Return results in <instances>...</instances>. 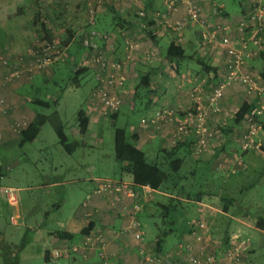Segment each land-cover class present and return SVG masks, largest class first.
Segmentation results:
<instances>
[{
  "label": "crops",
  "instance_id": "crops-1",
  "mask_svg": "<svg viewBox=\"0 0 264 264\" xmlns=\"http://www.w3.org/2000/svg\"><path fill=\"white\" fill-rule=\"evenodd\" d=\"M69 1L71 0H66L65 2L64 0H1V6L6 12H21L22 8L30 5L31 7L29 8L31 13L37 11V14L40 16L44 14L43 16L47 21L44 23V26L42 25V27H45L43 32L44 36L52 39L58 37L57 39L64 42L67 46L68 63L67 65L61 66L68 67L72 74L75 71L74 65L76 62H79L77 66L81 65L87 69L81 77L90 75V78L87 76L85 81L91 79L92 86L89 89V96L86 98L84 107L79 109L83 110L85 115L86 112L88 113L93 110L95 106L94 98H92L94 82L92 80L93 68L91 67L92 55L95 49L90 48L89 50L81 43L85 38L90 39L91 42L96 45V48L103 43L99 36H90L89 33L93 30H96L100 34H108L109 38L116 44V59H118L117 61L121 64L122 72L126 77L125 93L121 95V107L128 106L129 111L133 107L134 88L140 77L148 76L150 78L149 85L152 92L148 93L149 95L147 94L146 106L156 104L159 105L160 108L174 109L179 112L181 117L187 118L188 115L190 116L192 113L195 114L198 108L196 103L189 100V92L194 90L197 86H201L203 89L202 92L206 95V93L225 76V62L227 59L225 50L222 46L220 47L218 43H204L200 36L201 27L196 23L190 24L181 33L168 32L169 34H165L168 42L167 45L175 41L184 49V58L180 62L173 63L165 60L166 48L164 49L161 46V37L152 39L149 36L150 30L146 28L147 19L141 20L138 16V12L144 8V3L148 5L151 0H140L141 3H139V5H121L120 0H106L103 5L97 7V24L95 28L88 26L85 22V0H76L75 3H72L71 5ZM163 1L164 0L152 1V7L146 11V15L149 19H156L157 14L158 16L163 14L164 16L170 15L167 13ZM212 1L213 2L202 3L204 13L208 16L211 15L210 8L213 4L221 6L222 13L218 17H212V20L229 25L227 33L230 36H233L235 41H238V38L242 33L237 30L236 26L241 19L242 14H239V16L228 11L225 7V2L220 0H217L219 3H217L216 0ZM5 4L7 5L4 6ZM182 11V7L180 6L179 10L175 12V16H180ZM15 17L17 19L16 15ZM56 19L60 20V22L56 23ZM10 27L11 25H9V23L0 22L1 45L14 41L15 37L10 33ZM33 32L38 33L37 31ZM222 36H224V33H219L218 39ZM29 37L30 36L25 34L20 35L21 43L26 44ZM32 40H34V38H32ZM190 61H192V63L198 62L200 66H195L194 64L191 65L189 63ZM249 65L252 68L259 70L261 74L264 73V61L261 58L249 61ZM53 68L54 67H49L41 70L29 79V83L17 87L13 92L8 91V93H6L5 90L0 91V95L6 94V96L10 98V100L8 99L7 104L11 108L9 115L2 118L1 131L3 138L0 141V182L5 178V175L8 176L7 174L9 172L19 169L22 165V161H29L27 155L22 152L24 145L22 147L19 146V134L10 129L11 122L24 118L26 121L30 122L37 114L27 108L29 111V114L26 113V115L28 114V118L21 115L22 110L19 109L20 106L18 103L15 104L12 101V96L16 93L20 95L23 91L27 92L26 87L31 88L33 86V80L41 75H46L50 78L53 74ZM261 76L263 77V75ZM79 85L80 82H78L77 86ZM257 100L258 98L256 99L253 96H247L239 84H232L224 90L223 97L220 100V112L217 114H211L207 119V122L210 125L216 127L219 131L221 129L220 137L224 141V144H222L220 149L224 151V153L227 152L226 154L229 157L234 152L239 153V140L243 130L242 124L240 123L242 120L238 124L233 125L232 119L241 105L245 103L250 107H254ZM204 104V101L200 102V105ZM26 106V104L23 105V107ZM88 115V129L84 135L79 134L76 121L70 126V138L73 140V150L71 153H73L79 146L92 148L94 144H99L101 141V137L97 136L98 132H96L93 127L98 126L99 128L101 127L99 130H102L106 123L103 122L105 118L101 120V116L95 112ZM169 129L171 130V126H169ZM223 130H227L228 132ZM237 132H240L239 136L236 135ZM261 133L262 132L258 133L260 141L262 139ZM236 136L237 138H235ZM134 137L135 145L139 149L145 144H151L153 140L158 146L162 145V147H169L168 143L170 141V136L167 134L165 136V132L151 137L149 133L141 131V133L137 132ZM84 138H89L91 140L84 142ZM78 140L83 143L79 144ZM93 140V143H89ZM233 143L236 144L234 147L235 149L230 147ZM217 145L219 146V143H217ZM226 148L230 149L227 151ZM65 152L68 153L67 151ZM249 152L250 153H242L241 158H243L244 155L251 154V152L253 154H259L254 151ZM260 154V157L264 160V153L261 152ZM206 156L216 159L215 154H206L199 159L201 160V164H205L204 161L207 159ZM202 159L205 160L202 161ZM249 162H251V159L250 161H243V169L249 167ZM57 167L58 165H56V167H51L50 170L47 169L49 175L47 172L44 174V169L41 170L39 176L42 181L36 185H1L0 183V215H4L7 223L10 225H15L16 221L11 212L6 211L5 201L6 203L8 202L7 194L33 190L45 191L48 193L47 197L42 201L43 207L41 209L35 208L31 211L28 210L30 218L25 220V222L21 220L23 219L22 216L24 217V209L21 207L20 198L16 199L15 194H13L15 198L14 203L15 205L17 204V206H15L14 215H16L15 217L18 220H21V223L22 225H25L26 230L20 241L24 243L28 236H32L33 240L37 239L40 243V246L36 248L37 253L38 255H41L40 257L44 262H48L44 258L46 251L60 249L69 243L80 244L84 231L89 223L92 230L91 232L93 234L100 233L107 242L106 255L109 257L110 264H142V262L137 259L139 256L133 239L130 236L122 237L119 235L117 237L116 233L120 228L128 224L130 213L134 212L136 218L141 212L150 216L149 207L153 202L154 195L159 193L162 194L161 191L153 190L148 187L149 190H152L149 195V193L146 192V186H131V181L129 179L125 182L129 183L131 189L136 192L137 198L127 197L125 195V190L117 193L111 190L104 195L95 194L94 185L96 184L94 182L97 181L96 179L102 178H97L92 174H89L82 180L90 184L87 187L90 192L85 198L82 196V200H77L76 204L78 206L72 214L67 215L62 221L56 222V228L61 229L59 230L53 228L52 225L49 226V223H51L49 215L60 211L65 199V194L61 192V188L65 185H69L70 181L66 179L68 169L59 166L60 171H58ZM88 167L89 166H85L86 173H88ZM20 170H22V167ZM72 170L75 171L74 168ZM17 176L18 175H15L16 179ZM121 178L122 177H120V179ZM87 196L89 198H87ZM134 203L139 204L140 208L138 211L132 208ZM157 203L158 201H156L155 204ZM8 205L9 204L7 203V206ZM155 207L156 205L152 206V208ZM87 214L90 215L88 218L86 216ZM31 217L33 218L31 219ZM36 217H38L37 220H35ZM18 224L19 223L16 225ZM57 232L71 234L73 236L72 240L68 241L65 238L56 236L55 233ZM2 235V232H0V237H2ZM147 241V246L151 247L152 244L148 238ZM7 255L9 262H14L16 264L19 263V261L15 260L14 256L11 257V254ZM61 260H65L67 264H85V262L89 264H99L97 250L87 251L85 254L80 252ZM55 263L57 264V262Z\"/></svg>",
  "mask_w": 264,
  "mask_h": 264
},
{
  "label": "rangeland",
  "instance_id": "rangeland-1",
  "mask_svg": "<svg viewBox=\"0 0 264 264\" xmlns=\"http://www.w3.org/2000/svg\"><path fill=\"white\" fill-rule=\"evenodd\" d=\"M66 0H64L65 2ZM73 1V2H72ZM76 0H71L70 5L72 3H75ZM83 1V0H82ZM106 0H104L105 2ZM222 2H225V7L228 11L233 12L236 15H241V3L242 0H220ZM103 2V3H104ZM217 3L219 1L216 0ZM67 3V2H66ZM103 3L101 5H103ZM121 5H136L140 2V0H120ZM85 4H87V0H85ZM1 0H0V22H6L11 25L9 28L11 30V34L14 35V41L2 44L0 46V56L4 55L7 57H10L13 59L16 55L20 53H26L29 49L32 48L35 41L37 39H43V32L45 27V22H47L44 18V14L41 16L37 14V11L35 13H31L30 5L25 6L22 8L21 12H6L5 9L1 6ZM5 4L4 6H6ZM9 5V4H8ZM100 5V6H101ZM2 8V9H1ZM142 9V8H140ZM139 9V10H140ZM9 10V9H8ZM143 10V9H142ZM85 12V22L87 24V5L84 7ZM17 16V19L15 17ZM239 15V16H240ZM34 21V22H32ZM60 20L56 19V23H59ZM186 29V28H185ZM184 29V30H185ZM37 31L38 33H35L33 31ZM183 30V31H184ZM27 35L30 36L28 38L27 43L22 44L20 40V35ZM34 38V40H32ZM58 38V37H57ZM55 38L56 41L62 42L59 39ZM161 46L165 49L167 46V38L165 35L161 36ZM113 41L112 39H110ZM34 41V42H33ZM33 42V43H32ZM68 59L62 64H55L52 69L53 74L48 78L46 75H41L33 80V86L26 87L27 92L24 91L19 94H14L12 96V101L20 106L19 109H21V115H24V117L28 118L29 111L28 109H31L37 114L50 116L54 112H57L63 127L64 132L67 134L69 138V143H72L73 140L70 138L71 135V128L70 126L75 123L76 120V114L79 109L84 107L86 98L89 96V89L92 86L90 75H85L79 79L80 85L76 88L74 85L71 84V78H72V72L68 67L61 66V65H67ZM191 65H199L198 62L192 63V61L189 62ZM59 66V67H58ZM200 66V65H199ZM49 67H46L44 69H47ZM42 69V70H44ZM41 71V70H40ZM38 71V72H40ZM3 72V68L0 66V73ZM36 72V73H38ZM35 73V74H36ZM29 83V79L27 78V75H21L18 79L15 81L8 83L6 85H3L0 87V91L5 90L6 93L8 91L13 92L15 89L19 86H23L25 84ZM25 89V87H24ZM143 90H141L142 92ZM193 92L191 90L190 93ZM147 94L145 93L142 96V99H138L134 102V107L129 111L128 106L121 107L118 118L115 124V127L117 128H125L128 130V132L134 135L138 133H141L140 127V119L146 116H150L154 111L158 110L160 108L159 105L151 104L150 106H146V98ZM8 95V94H7ZM149 95V94H148ZM188 95V96H189ZM3 98H5L6 101L10 98L6 96V94H1ZM37 97L41 100L48 101L51 105L48 108L36 106L29 104L27 102L26 97ZM10 97V94H9ZM189 100L190 96H189ZM10 102V101H9ZM192 102V101H191ZM27 105L26 107H23V105ZM22 105V106H21ZM28 108V109H27ZM26 113H28L26 115ZM192 115H194L192 113ZM192 115H188L187 119L191 120ZM211 114L208 115V117ZM22 117V118H24ZM207 117V118H208ZM101 120L103 117L100 118ZM25 120V118H24ZM103 122H106L103 129L99 130L100 128L98 126L93 127V129L98 132L97 136L101 137V141L99 144H94L92 148H86L83 146H79L74 150L73 153L68 154L66 153L61 145L58 143V138L51 127L50 123H46L41 127L40 133L34 140L31 142H26L22 148V152L27 155L29 158V161H22V170L16 169L12 172H9L5 178L0 182L1 185H36L39 182H41V177L39 176V172L44 169V174L47 172L49 175L48 170H50L51 167H56L58 165V171H60L59 166H63V168L68 169L67 178L70 183L69 185H65L63 188H61V192L65 194V199L63 201V206L61 207L60 211L54 212L53 214L49 215V218L51 219V223H49V226H53V228H56V222L62 221L66 218L67 215L72 214L76 207L78 206L76 204L77 200H82L85 198V196L90 192L87 187L90 185L88 182L83 181L82 179L86 178L87 175H93L97 178L102 179H121L125 182L126 180H129V175L126 173H121L119 169V164L115 161L114 155H113V127L110 126V120L105 119ZM211 129H214L216 127L210 125ZM217 129V128H216ZM214 129V130H216ZM98 130V131H97ZM165 135L168 132V129H165ZM240 132H237V136H239ZM237 136L235 138H237ZM262 139V145H264V133H261ZM91 139L84 138V142H87ZM93 141H90L89 143H93ZM78 143H83L82 141L78 140ZM98 143V142H97ZM219 143V146H217L216 151L214 150L215 145ZM222 144H224V141L222 138L219 139V137H213V142L211 143L212 148L210 152L206 154L215 155L216 159L210 158L208 156L207 159H202V161H208L209 165L207 164H201V160L199 159H193V158H187L185 161L182 162L179 168V172L172 173L171 176L168 179L169 181H172L170 184L171 186L168 187V190H161L162 194H155L152 204L150 205V216H148L146 213L141 212L139 215H137V220L140 224V230L144 234V242L143 243H135V247L144 246L147 248H150L152 250V247H148V241L147 238L150 240L151 244H153V237L156 231H159L163 227L165 229V224L161 223V218L158 216L159 214V208L157 206L155 208H152V206H155L156 201L158 203H167L169 195L173 196L174 198L180 199V201L184 204V206H187L185 209V218H195L200 214L202 217H205L208 215L211 217L209 219V233L214 241L213 245V251L216 254H219L222 251V241L224 237V224L226 223V216H222V212L220 208L222 207L221 204L213 199H206L205 194L211 193L212 195L216 196L220 194L221 196L226 195L229 199H234L241 207V210L239 212V216L234 217L233 220H231L229 226H228V235L230 237L234 235H240L244 236L249 239V247L245 251V256L247 257V262L249 264H264V230L258 229L255 227L254 223L257 221L259 217L264 218V167H263V159L260 157V151H257L259 154H247L243 156V161H250L249 167L246 169L240 170L235 175H225L226 173L223 171L216 170L217 164L216 161H221L224 157H229L224 151H222L220 148L222 147ZM235 144V143H233ZM231 145L233 149L235 145ZM157 148L158 144L156 145V142L153 140L151 144H145L140 149L145 153L146 161L149 163L155 162L156 160V154H157ZM227 149V148H226ZM230 148L227 149V151ZM233 151V150H232ZM247 153V152H246ZM250 153V152H248ZM229 154V153H228ZM239 154L242 155L241 150H239ZM205 154H203L204 156ZM202 156V157H203ZM224 156V157H223ZM264 157V156H263ZM199 160V161H198ZM204 163H208L205 162ZM199 163V164H198ZM82 166V167H80ZM85 166H89L87 171L85 172ZM75 169L72 170V169ZM194 172L193 176H188V180H180V176L182 177L184 174L187 175L189 172ZM17 176V179L15 177ZM180 175V176H179ZM174 178V180H173ZM99 180V179H96ZM75 182V183H73ZM96 184V182H94ZM129 188L133 186L131 183V186H129V183L125 182ZM177 185V188L184 185L185 187H188L189 185L192 187V192H190L191 197H188L186 199L183 196V193L177 194L176 187H173L172 185ZM169 185V184H166ZM96 186V185H94ZM145 187V186H144ZM148 187V186H147ZM150 188V187H149ZM152 190H146L149 195L151 194ZM185 191V189H184ZM183 191V192H184ZM195 191V192H194ZM136 193V192H135ZM198 193H203L202 196H194ZM17 198H20L21 201V207L24 209V217L22 216L24 222L25 220H28L30 218V214L28 212L37 208L41 209L43 207V200L47 197L48 193L45 191H23V192H15L13 193ZM220 196V197H221ZM184 197V198H183ZM87 198H89L87 196ZM134 198H137V194ZM209 198V196H207ZM207 200V203H210V207L203 208L204 206L202 203H205L203 200ZM136 200V199H135ZM19 201V202H20ZM7 203L9 204L7 206ZM5 201L6 204V211H10L12 216L15 218L16 224L18 225H10L6 221V217L3 215H0V232H2V237H0V264H16L14 262L8 261V255L14 256L15 260L19 261L18 264H67V262L64 260L59 261H48L44 262V260L40 257L41 255L37 253L36 248L40 246V243L37 239L33 240L32 236H28L24 243L20 241L21 237H23V233L25 230V225H22L21 220L17 219L14 215L15 213V203L10 204L9 202ZM138 205L139 210V204L134 203ZM19 208V206H18ZM217 208V209H216ZM219 209V210H218ZM216 210V211H215ZM155 212H158L156 215ZM152 214V215H151ZM154 214V216H153ZM9 215V214H8ZM199 215V216H200ZM33 217H31L32 219ZM38 217H36L35 220H37ZM155 223L158 225L159 229H155ZM161 223V224H160ZM174 228L176 229L175 232L168 236L165 241L161 244L163 252H161L162 255L166 253V251H169L172 249V247L179 245L180 243H177L180 239V232L182 230L181 225H179L178 221L175 224ZM61 230L60 228H56ZM183 239H188L187 235H183ZM6 244V245H5ZM194 248L198 247V244L194 243ZM153 251V250H152ZM13 253V254H12ZM138 261H141L140 258H137ZM85 264H89L85 262ZM142 264H145L142 262Z\"/></svg>",
  "mask_w": 264,
  "mask_h": 264
},
{
  "label": "built area",
  "instance_id": "built-area-1",
  "mask_svg": "<svg viewBox=\"0 0 264 264\" xmlns=\"http://www.w3.org/2000/svg\"><path fill=\"white\" fill-rule=\"evenodd\" d=\"M129 1V0H125ZM104 0H87V25L94 27L97 7ZM203 2H213L212 0H164L168 15H156L153 25L147 27L153 31L156 37H161L168 32L181 33L190 24H198L201 27L200 36L204 43H218L225 50L227 59L225 62V76L217 82L204 95L202 87L197 86L190 93V99L198 105L197 111L192 115L191 120L181 117L178 111L168 108H159L150 116L140 119L143 131L149 135H160L165 129L169 135V147L177 143H183L188 138L193 137L195 143L191 147V155L199 157L204 153L210 152L213 145V137H220L221 132L211 129L208 125L207 117L209 114L220 112V100L223 97L225 88L232 84H239L247 96L258 98L255 106L247 113L242 121L243 130L240 135L239 146L242 153L248 151H260L262 142L259 140L258 133L262 132L259 117L264 115V77L257 69L249 65V61L261 58L264 61V0H242V17L237 23V30L242 33L235 41L227 31L229 25L218 21H213L212 17H218L222 13V7L216 4L210 8L211 15H206L202 8ZM182 7L180 16H175V12ZM138 16H143V10L138 12ZM231 28V27H230ZM224 33V36L218 39V34ZM91 37L99 36L104 41L103 49L99 51L96 62L100 64V71L95 73V81L98 87L94 92V109L88 114L95 112L99 116L109 119L110 116L117 113L121 106V95L125 93L124 82L125 74L122 72V66L115 57V43L111 41L106 34H100L96 30L91 31ZM83 45L96 49L90 39L85 38ZM67 53L61 43L55 39H37L26 53H20L13 59L1 55L0 66L3 72L0 73V87L18 79L21 75H27L31 79L36 72L65 61ZM204 83V82H203ZM204 101V105L200 102ZM10 106L5 98L0 95V141L3 138L1 127L2 118L9 115ZM28 125L24 119L14 120L10 124V129L19 134ZM171 126V130L169 129ZM164 136V135H163ZM166 136V135H165ZM218 145H215L214 150ZM244 168L241 154L234 152L230 157H224L217 163V169L230 174H235ZM146 189L149 188L146 186ZM115 193L125 190V195L134 198L136 193L128 187L122 179H99L96 181L94 193L104 195L108 191ZM10 204L14 203V195L7 194ZM204 208L210 207L209 203H202ZM134 210L138 209L137 204H133ZM216 211V210H215ZM87 218L90 216L86 215ZM128 224L116 233L118 237L130 236L135 243L144 242V234L140 230V224L132 212L129 215ZM208 215L200 220H194L191 233L178 245V250L171 254H156L150 248L137 247L138 256L141 262L146 264H248L245 251L249 247V239L234 235L230 237L228 244L222 247V251L216 254L213 249V239L209 233L207 224ZM89 224L87 225V228ZM92 230L83 235L81 243L77 245L64 246L60 249L48 251L49 261H57L60 258H67L71 254L97 250L100 258L99 264H110L109 257L106 255L107 242L103 236L93 234ZM194 243L198 244L194 248ZM212 247V249H210Z\"/></svg>",
  "mask_w": 264,
  "mask_h": 264
},
{
  "label": "trees",
  "instance_id": "trees-1",
  "mask_svg": "<svg viewBox=\"0 0 264 264\" xmlns=\"http://www.w3.org/2000/svg\"><path fill=\"white\" fill-rule=\"evenodd\" d=\"M152 1L153 0H151L148 3V5L146 3H144L143 16L140 17L141 20L147 19L146 20L147 21L146 22V28L153 25L155 22V19H149V17L146 15V11H148V9L150 7H152ZM95 20L96 21H95L94 28L96 27V24H97V13H96ZM152 32L153 31H150L149 36L152 39L157 38L154 34H152ZM103 34H105V33H103ZM106 35H108V34H106ZM45 38L51 39L48 37H45ZM83 41H84V39L82 40V43H81L82 45H83ZM61 45H62V47L65 48V51L67 53V56L65 59V61H66L68 59L67 46L64 42H62ZM0 46H2L1 43H0ZM103 46H104V41H103L102 45H100L98 48L95 49V51L92 55L91 67L93 68L92 80L94 82L93 89H92V92H93L92 98H94V96H93L94 92L96 91V89L98 87V82L95 81V73L100 71V64H99V62L95 61V58L98 57L99 51L103 49ZM84 47L89 49V50L91 48V47H86V46H84ZM116 48L117 47L115 44V53H116ZM115 57H116V54H115ZM183 58H184V49L182 47H180L177 42L174 41V42H171L167 45L166 51H165V60L166 61L178 63L181 60H183ZM78 63L79 62H76L74 65L75 71L72 74V78H71V84L74 85L76 88L78 87L77 85L79 82V78L87 71V69L82 67L81 65L77 66ZM58 64H62V63H58ZM262 75L264 77V73ZM149 80H150V78L148 76H143V77L139 78V80H138V82L134 88L133 107H134V102L136 100L142 99V96L145 93H151L152 92L150 90ZM125 82H124V86H123L124 89H125ZM141 90H143V91L141 92ZM27 98H29V100L27 99V102L29 104H32V105H36V106H40V107H44V108H48L51 105L48 101L41 100L35 96H33V97L29 96ZM252 108L253 107H250L249 105H246L245 103L243 105H241L239 110L235 113L234 118L232 119L233 125L238 124L243 119V117L251 111ZM118 112L115 113L114 115L110 116V118H109L110 126L113 127V155H114L115 161L119 164L120 172L126 173L127 175H129V179L134 186H136V187L148 186L153 190H160V191L161 190H163V191L168 190V187H170L171 186L170 184L172 183V181L168 182L169 177L171 176L172 173L179 172L180 165L182 164L183 161H185L187 158H193V159L202 158L203 155H201L199 157H194L191 155V147L196 142L195 139L193 137H191V138H188L183 143H177V144L173 145V147H171V148L162 147V145L158 146L155 162H152V163L147 162L146 158H145V153L141 149L137 148L135 145V139H134L135 135L133 133L130 134L128 132V130H126L125 128L115 127V124H116V121L118 118ZM86 115H85V112L83 110H78L77 114H76V120L75 121H76V124L78 126L79 134H82V135H84L88 129V123H89L88 116L89 115L87 112H86ZM259 120H260L259 122H260L261 130L264 133V115L262 117H259ZM46 123H50L51 127L53 128V130H54V132L58 138V143L61 145V147L65 151H67L68 153H71V151L73 150V147H72L73 144L72 143L68 144V142H69L68 136L64 132L63 124H62L57 112H54L50 116L36 114L34 116V118L30 122H28L27 127L19 133V140H20L19 146L22 147L26 142H31L33 139H35L36 136H38V134L40 133L41 127ZM140 130L143 131L142 129H140ZM220 131H221V129H220ZM223 131L228 132L227 130H223ZM260 150L262 153H264V145H262ZM204 154L206 155V153H204ZM205 162H208V161H205ZM218 162L219 161H216V164ZM205 164L209 165V162L205 163ZM263 167H264V161H263ZM216 170H219V169H217V167H216ZM219 171H222V170H219ZM193 174H194V172L191 171V172L187 173V175L184 174L182 177L179 175L180 179H178V181H180L182 179L188 180L187 177L193 176ZM235 174L226 173L225 175L229 176V175H235ZM173 180H174V178H173ZM166 184H169V185H166ZM172 186L176 187V191L178 192L177 194L183 193V196L186 199H188V197L192 196V194L190 195V192H192V190H191L192 187L190 185L188 187H185V188H184V185L180 186L179 188H177V185H174V184ZM184 189H185V191H184ZM202 195H203V193H198L197 195H194V196L199 197ZM206 195L209 196V198H207ZM169 196L170 197H168L169 199H168L167 203H157L156 204L157 208H159V214H158V212H155L156 215L158 214V216L161 218L162 224H165L166 227L168 226L167 229H165L163 227L159 231H156V233L154 234L153 244L151 247H152V250L156 254H161V251H162L161 244L165 241V239L168 236L172 235L175 232L176 229L174 228V226L177 223V221H178L179 225H181V227H182V230L180 232V239L177 242V243H180L183 241V238H182L183 235H185V234L187 235V234L191 233V228H192V224H193L194 220H198V219L200 220L202 218V216L200 214H199L200 216L198 215L196 217V219L195 218L194 219L193 218H190V219L185 218L184 215H185V209L187 206H184V204L180 201V199L174 198L171 195H169ZM205 196H206L207 200L212 198L211 200L215 199L219 203V205L221 204V206H222L220 208V210L222 212L221 215L226 216L227 220H226V223L224 224V228H223L224 237H223V241L221 244L224 247V246H226V244H228L229 239H230V236H229L230 234L228 235V226L234 217L239 216V212L241 210V207L238 204V202H236L234 199H231V198L229 199V197L228 196L226 197V195L221 196L220 194H218V195L214 196L211 193H206ZM206 199L203 200L205 203H207ZM210 218L211 217L207 218V221H206L208 225H209V219ZM254 225L256 228L264 230V218L259 217L257 219V221L254 223ZM120 229L117 232H119ZM155 229H159V227H158V225H156V223H155ZM90 230H91V226L89 225V227L86 228V230L84 231V234H86L87 232L89 233ZM55 235L59 236L60 238H65L68 241H71L72 237H73L71 234L65 233V232H57V233H55ZM212 243L214 244V241ZM71 245H77V243H69L68 245H64V246H71ZM210 249H212V247H210ZM177 250H178V245L172 247L171 250L166 251V253H164V255L165 254L166 255L171 254ZM73 255L74 254H71L69 257H71ZM69 257H67V258H69ZM44 258L46 261H49L47 251L45 253ZM59 260H57V261H59ZM98 260L100 263L101 260L99 257H98Z\"/></svg>",
  "mask_w": 264,
  "mask_h": 264
}]
</instances>
